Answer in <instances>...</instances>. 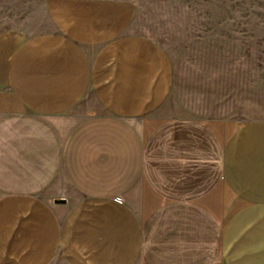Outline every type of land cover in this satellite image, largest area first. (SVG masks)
Wrapping results in <instances>:
<instances>
[{
    "label": "crops",
    "instance_id": "1",
    "mask_svg": "<svg viewBox=\"0 0 264 264\" xmlns=\"http://www.w3.org/2000/svg\"><path fill=\"white\" fill-rule=\"evenodd\" d=\"M44 10L0 31V264H264V119L181 113L130 1Z\"/></svg>",
    "mask_w": 264,
    "mask_h": 264
},
{
    "label": "rangeland",
    "instance_id": "2",
    "mask_svg": "<svg viewBox=\"0 0 264 264\" xmlns=\"http://www.w3.org/2000/svg\"><path fill=\"white\" fill-rule=\"evenodd\" d=\"M45 1L0 0V31L51 29ZM126 1L132 29L172 60L171 103L181 113L264 119V0Z\"/></svg>",
    "mask_w": 264,
    "mask_h": 264
},
{
    "label": "water",
    "instance_id": "3",
    "mask_svg": "<svg viewBox=\"0 0 264 264\" xmlns=\"http://www.w3.org/2000/svg\"><path fill=\"white\" fill-rule=\"evenodd\" d=\"M53 202L55 204H61V203H64L65 201L63 199H61V198H58V199H55Z\"/></svg>",
    "mask_w": 264,
    "mask_h": 264
}]
</instances>
